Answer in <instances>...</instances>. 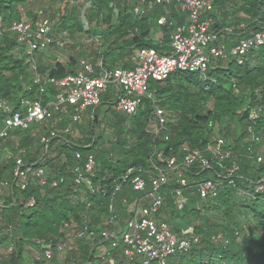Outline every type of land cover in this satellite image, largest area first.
Masks as SVG:
<instances>
[{
	"label": "trees",
	"instance_id": "obj_1",
	"mask_svg": "<svg viewBox=\"0 0 264 264\" xmlns=\"http://www.w3.org/2000/svg\"><path fill=\"white\" fill-rule=\"evenodd\" d=\"M25 1L0 0V102L6 101L14 108L19 107L22 98L38 96L33 84L36 74L60 78L84 65L78 69L76 56L63 63L49 60L45 51L29 55L16 42L10 26L21 19L16 7ZM210 1L211 30L224 36L225 48L234 44L232 40L237 35L246 37L262 29L264 0ZM138 2L83 0L81 9L86 10L89 26L94 20L107 25L100 30L97 26L84 29L79 18L81 10L76 14V9L71 8L63 17L69 36L84 33L107 42L88 55L94 75L115 67L131 68V57L139 48L169 53L172 32L187 23V13L174 0L152 5L143 15L134 12ZM39 14L29 12L27 17L35 21ZM161 16H165L164 24L157 22ZM227 30L233 39H227ZM156 31L162 35L160 41L152 39ZM52 37L49 47L56 48L54 28ZM207 75L215 82L204 81L198 72H175L163 81H151L153 100L144 99L131 116L115 110L118 92L107 89L100 104L86 112L85 123L72 124L69 114L57 123L49 120L12 131L0 143V180L8 183L0 205L1 242L13 243L12 252L1 264H26L27 246L36 248L39 255L28 264H42L37 238L51 244L54 255L50 264L57 262V257H61L58 264H139L124 256L121 245L110 250L111 238H103L102 233H116L132 217L128 207L145 203L150 178L157 174L155 167H166L162 160L173 156L180 160L184 147L203 151L209 145L228 150L230 156L219 159L205 152L210 168L194 167L186 175L192 187L185 191V208L177 209L174 204L172 191L178 185L175 173H168L163 186L161 214L171 230L177 236L199 238L188 250L168 257L166 264H264V190L256 191L258 182L264 179V161L256 160L258 154H264V46L251 51L242 65L229 60L211 63ZM45 88L44 101H50L56 89L48 83ZM154 105L163 110L162 126L156 125ZM3 119L0 108V126ZM69 124L82 133V140H71L72 131L50 137L52 129L61 130ZM217 125L220 138L214 136ZM107 130L108 139L104 137ZM43 133L49 137L47 144L40 142ZM7 150L9 156L1 157V152ZM89 153L95 159L94 171L83 172L88 181L76 184L73 167L82 166ZM17 158L25 165L44 168L49 180L61 178L62 182L56 187L35 183L25 189L17 187L12 176ZM136 175L146 182L143 191L132 187L131 179ZM207 178L218 184V193L214 198L202 199L194 185ZM213 212L220 213L224 220L209 219L207 214ZM187 217L199 220L189 232L182 221ZM60 244H65L63 254L56 251ZM100 247L109 249L108 253L99 254Z\"/></svg>",
	"mask_w": 264,
	"mask_h": 264
},
{
	"label": "built area",
	"instance_id": "obj_2",
	"mask_svg": "<svg viewBox=\"0 0 264 264\" xmlns=\"http://www.w3.org/2000/svg\"><path fill=\"white\" fill-rule=\"evenodd\" d=\"M163 0H139L134 12L145 14L152 5L162 3ZM183 11L187 13V23L178 26L170 36V52L161 53L154 48H139L131 57L132 67H115L104 70L99 75H94V68L90 63L83 65L75 73L67 74L60 78H50L47 75L36 74L33 84L38 88V96L34 99L22 98L18 108H14L6 101L0 102V108L4 115L3 124L0 126V143L11 136L14 130H26L32 124H39L52 120L60 122L62 116L70 114L72 124L82 122L84 112L95 108L100 104L101 95L109 86L117 89L115 110L121 114L131 116L137 112L144 99L153 100V94L149 90L151 81H163L175 72H198L204 81L215 82L213 77L207 75L211 63L228 60L237 65H242L247 55L264 46V24L262 29L251 31L246 37H237L232 40L234 44L229 48L223 45L224 36H218L211 30L213 4L210 0H174ZM89 2L86 3V7ZM116 12V9L114 8ZM158 24L165 23V16L158 19ZM243 27V26H242ZM52 20L49 17H41L35 21L20 19L14 21L10 30L14 33L16 42L25 47L31 55L36 51H45L54 39L52 37ZM229 34L227 30L226 36ZM51 84L56 89L54 98L44 101L46 91L45 84ZM156 125L164 124L162 112L155 111ZM72 124L61 130L52 129L50 137L65 135L71 131ZM49 137L41 134L40 142H48ZM205 152L212 153L219 159L230 156V152L221 151L207 146L205 150H191L183 148V155L178 160L176 157L165 158L161 162L165 168L155 167L157 174L150 178V191L144 197L145 203L136 202L128 207L132 213L130 220L116 233H102V237H110V250L122 246L124 256L130 261L139 264H150L156 261L158 264H166L168 257L176 252L186 251L198 241V236H177L170 228L169 223L161 214L163 206V186L168 179V173L173 172L177 177V187L172 191L174 204L177 209H183L188 204L185 194L192 187L188 183L186 175L194 167L200 170L210 168V160ZM76 160L80 154L75 153ZM257 162L264 161V154L256 156ZM95 168V159L92 153L86 156L84 164H77L73 171L77 174L74 179L76 184L86 183L88 180L84 173L92 174ZM13 180L17 187L25 189L30 183L40 187L50 185L56 187L62 179L49 180L45 169L25 165L21 158H17L13 169ZM0 183V190L2 184ZM134 190L143 191L146 182L140 175L131 179ZM196 192L202 199L214 198L218 193V184L213 179L198 180L194 185ZM264 190V179H261L256 191ZM3 205V201H0ZM0 232V264L3 258L13 250V244L2 248ZM220 238V235L217 236ZM35 244L43 255L42 264H50L54 250L50 243L43 238H37ZM57 252L65 251V244H60ZM109 249H104L108 253ZM39 258V255L35 257Z\"/></svg>",
	"mask_w": 264,
	"mask_h": 264
},
{
	"label": "rangeland",
	"instance_id": "obj_3",
	"mask_svg": "<svg viewBox=\"0 0 264 264\" xmlns=\"http://www.w3.org/2000/svg\"><path fill=\"white\" fill-rule=\"evenodd\" d=\"M82 4H83V0H26L25 3L20 4L16 7V11L20 13L21 19H29L27 17V14L29 12L32 14L39 12L40 18L41 17H49L52 15L53 17H51V20H52L54 31L57 35V38H55V39H56L58 46L56 48L55 47L54 48L48 47L45 50V52H47V57L49 58V60L51 59V61L53 59H56L60 62L67 63L69 61L70 56H76L77 61H78V65H79L78 69H79L81 65L86 64V63H91L92 59L88 55L90 53H93L94 50H96L101 43L104 45L107 44V42L103 41L102 38L94 37L92 35H87L84 33H76L74 35V37H71L68 35V31L65 30L67 23H65L63 21V17L68 12L71 11V8L76 9V14H77V12L79 14V12L81 10L80 16L79 15L78 16H79L81 22L84 24V29H87L88 27L94 28L95 26H97L95 28L97 30H100L101 28L107 27L106 24L95 23V20L89 26V23L86 20V10L81 9ZM114 13H117V9H116V12L114 11ZM84 15H85V17H84ZM39 17L36 18V20L39 19ZM31 19H29V20H31ZM113 22H115V21H113ZM44 60L46 61V59H44ZM108 90H110V91L114 90L115 91L117 89L114 86H109ZM154 107H155V111L158 108L163 114V110L161 108H159L157 105H154ZM103 108L104 107H102V109ZM82 122H84L83 118H82ZM102 125H104V124H102ZM218 128H219L218 125L214 127L215 138H220ZM71 131H72L70 134L71 140H74V141H77L80 139L82 140L83 135L78 129H76L75 127L72 126ZM94 133L95 134L97 133L96 128L94 129ZM109 134H110V130H107L105 132L104 137L108 139L110 137ZM9 154H10V152H8V150L4 151V153L1 152V157L9 156ZM0 183H1V180H0ZM1 186H2V188L0 190V201H3V196H5L7 193L6 190L8 187V183L7 182L3 183ZM207 217L209 219H214L216 221L224 220L223 217H221L220 213H217V212L207 214ZM182 221L184 222V224H186V226H188L186 228L187 229L186 232H189L191 230V228L199 222V220H195L192 217H187L185 220H182ZM183 233H185V231ZM253 236H257V234L254 233ZM10 244H13L11 240H5L4 242H2L1 245H2L3 249H6V246H8ZM25 250L26 251L24 253V263L28 264L29 262L32 261V258H35L38 255V250L34 247H31V246H27ZM103 250L104 249H98L99 254H103ZM61 254H63V253H61ZM60 258L61 257H57L58 263H59ZM57 262H53L51 264H58Z\"/></svg>",
	"mask_w": 264,
	"mask_h": 264
},
{
	"label": "crops",
	"instance_id": "obj_4",
	"mask_svg": "<svg viewBox=\"0 0 264 264\" xmlns=\"http://www.w3.org/2000/svg\"><path fill=\"white\" fill-rule=\"evenodd\" d=\"M177 6L179 7V9H181L182 10V8H181V6L179 5V4H177ZM161 34H160V32L159 31H156L154 34H153V36H152V39L153 40H158V41H160L161 40ZM227 39H229V40H231V39H233V38H230V34H228L227 35ZM224 41V40H223ZM226 41V40H225ZM86 112H84L83 113V118L86 116ZM1 160V159H0ZM99 249H105L104 247H100ZM104 251V250H103Z\"/></svg>",
	"mask_w": 264,
	"mask_h": 264
}]
</instances>
